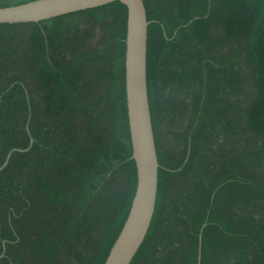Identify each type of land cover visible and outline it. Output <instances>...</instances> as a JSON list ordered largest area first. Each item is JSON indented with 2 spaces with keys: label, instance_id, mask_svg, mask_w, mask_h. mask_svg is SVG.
Segmentation results:
<instances>
[{
  "label": "trees",
  "instance_id": "obj_1",
  "mask_svg": "<svg viewBox=\"0 0 264 264\" xmlns=\"http://www.w3.org/2000/svg\"><path fill=\"white\" fill-rule=\"evenodd\" d=\"M35 0H0V8ZM159 189L132 264H264V0H143ZM120 2L0 24V264H105L137 188Z\"/></svg>",
  "mask_w": 264,
  "mask_h": 264
},
{
  "label": "water",
  "instance_id": "obj_2",
  "mask_svg": "<svg viewBox=\"0 0 264 264\" xmlns=\"http://www.w3.org/2000/svg\"><path fill=\"white\" fill-rule=\"evenodd\" d=\"M120 2L128 9L125 80L128 122L132 143V159L137 167V188L129 215L105 264H132L152 224L158 197L159 170L155 135L148 91V29L150 22L143 0H35L0 8V24L40 23L64 15ZM14 149L4 164H9ZM5 251L2 254L4 257ZM201 248L199 264H201Z\"/></svg>",
  "mask_w": 264,
  "mask_h": 264
}]
</instances>
